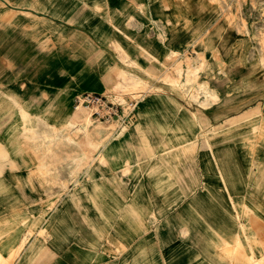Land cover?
I'll return each instance as SVG.
<instances>
[{"label":"rangeland","instance_id":"obj_1","mask_svg":"<svg viewBox=\"0 0 264 264\" xmlns=\"http://www.w3.org/2000/svg\"><path fill=\"white\" fill-rule=\"evenodd\" d=\"M127 3L130 18L168 13L177 43L155 57L128 38L132 60L110 67L108 0H0V40L11 32L18 44L49 49L61 38L42 37L49 26L26 20L25 8L86 28L96 19V52L74 54L87 65L91 54L95 78L75 94L138 99L123 123L0 85V264H264V212L248 196L230 197L235 178L248 187L250 157L264 146V118L256 124L248 111L264 101V0ZM213 105L219 113L208 119L201 111ZM263 167L251 173L257 193ZM185 195L193 206L178 212ZM253 203L264 209L262 196ZM5 206L15 219L2 216Z\"/></svg>","mask_w":264,"mask_h":264},{"label":"crops","instance_id":"obj_2","mask_svg":"<svg viewBox=\"0 0 264 264\" xmlns=\"http://www.w3.org/2000/svg\"><path fill=\"white\" fill-rule=\"evenodd\" d=\"M128 0H108V56L112 61H109L110 67H115V64L122 65L120 57L129 60L130 47L132 46L127 40L128 38L135 39L132 41L135 46H138V52H144L145 55L159 57L168 49V46H171L177 43L173 41V34L171 31V26L173 20L168 13L167 14H156L155 16H145L143 18H135L128 13L122 14V11L128 9ZM117 12H121L120 16L116 18ZM25 19H39L42 23H46L49 26V29L42 28L41 36L42 37H54L56 34L52 30L58 33L62 39H67V43H60L59 40L57 43H54L53 46H50L49 49L43 48L40 45H36L31 40H26L24 44H18L16 35H12L11 32L7 36L2 37L0 40V85L16 90L18 94L22 97L23 100H40V103H46L49 106H57L65 100H70L71 104L73 98L77 95L75 94V88H80L84 84H89L92 78H95V63L91 59V54L89 55L88 65L84 62L85 58H82L81 55H74L79 52L88 51L89 53H95L96 50L93 47H96L97 40L96 36L99 34L96 28V19L88 24L89 28L85 26H78L70 24L67 18H60L54 16L50 13L41 12L38 13L34 9L25 8L23 11ZM17 17V16H16ZM35 17V18H34ZM91 17V15L89 16ZM73 19L80 20L73 16ZM85 24L86 21H83ZM11 26V25H10ZM9 26V29H13ZM15 31V29H14ZM187 33V32H185ZM165 39H161L162 37ZM173 36V37H172ZM186 36H188L186 34ZM88 38L89 44L81 43V38ZM91 41L94 44H91ZM85 46H88V50L85 49ZM93 48V49H91ZM132 60V59H130ZM140 62V59L138 60ZM115 63V64H114ZM69 89L70 92H67ZM258 100L255 99L254 103L250 105L248 111L253 119V112H255L254 118L255 122H262L264 118V108L262 106L259 109V104L264 105V101L257 103ZM68 109L63 112L56 114L57 116H65ZM259 110L260 113H256ZM201 112L206 118H214L219 112L216 109V106L213 105L210 109H203ZM242 112V111H238ZM262 118L259 119V117ZM221 118V117H220ZM253 134V124L249 123V136L250 141ZM259 146L263 149L260 150V156L256 154V160L250 157L249 164L253 165V168L249 169L248 176V187H246L243 179V184L238 182L237 178L233 180L231 185V194L230 197L234 198L238 196H248V206L254 212H264V209L257 210L254 208L255 204L253 203V198L262 196L264 198V176L262 178L263 184L260 186L262 192L257 193L256 183L261 181L257 178V175L253 177L251 173L257 172L258 170L262 171L264 166V146L262 141L257 142ZM259 159V160H258ZM254 162V163H253ZM264 169V167H263ZM258 174V173H257ZM5 184L13 186L14 180L12 179L11 173L7 174ZM190 176L186 177L185 180H190ZM242 181V180H240ZM238 182V183H237ZM248 188V190H247ZM41 196H47L44 188L41 187ZM33 193L32 195H34ZM17 192L13 187L10 192H8V197H16ZM185 199L180 202L177 206L179 208L178 212L187 213L190 210L192 205V199H189L191 195H185ZM176 207V208H177ZM2 216H9V221L15 219L16 210L9 208L7 210L6 206L1 209ZM177 212V209H175ZM227 212V210H224ZM11 244V241H10ZM15 246V242L12 243Z\"/></svg>","mask_w":264,"mask_h":264},{"label":"built area","instance_id":"obj_3","mask_svg":"<svg viewBox=\"0 0 264 264\" xmlns=\"http://www.w3.org/2000/svg\"><path fill=\"white\" fill-rule=\"evenodd\" d=\"M137 98H125L121 100L112 94L96 92H82L73 98L75 108L81 106L91 110V114L98 120H117L129 123L137 105Z\"/></svg>","mask_w":264,"mask_h":264},{"label":"bare ground","instance_id":"obj_4","mask_svg":"<svg viewBox=\"0 0 264 264\" xmlns=\"http://www.w3.org/2000/svg\"><path fill=\"white\" fill-rule=\"evenodd\" d=\"M191 68V67H190ZM126 70V69H125ZM193 71V70H192ZM123 72H124V70H123ZM189 72V71H188ZM124 74H125V72H124ZM127 74V73H126ZM193 75V74H192ZM142 78V77H141ZM141 81H142V79H141ZM204 82V81H203ZM139 84H142V82H140ZM201 85V84H200ZM205 95V94H204ZM70 113H69V115L72 113V109L69 111ZM68 115H65V116H63L64 118H66ZM58 119V118H57ZM71 123H73L74 124V126L76 127V126H78V125H76L77 123H78V121H72ZM79 124H81V123H79ZM84 126H81V128L83 127V128H86L87 126H89L90 125V122H87L86 124H83ZM79 127V126H78ZM94 127V126H93ZM96 143V142H95ZM91 144V143H90ZM93 145V144H92ZM93 148H95V147H93ZM263 233V232H262ZM264 236V235H263ZM258 237V236H257ZM259 238V237H258ZM262 238V237H261ZM240 244V243H239ZM255 244V243H254ZM241 245V244H240ZM239 245V246H240ZM238 246V245H237ZM238 246V247H239ZM242 247H243V245H242ZM263 248V247H262ZM244 249V248H243ZM257 249V248H256ZM251 250H252V248H251ZM258 251V250H257ZM246 253H244L243 255H245ZM252 254V253H251ZM248 256V255H247ZM255 256V255H254ZM253 256V257H254ZM246 257V256H245ZM249 257V256H248ZM255 258V257H254ZM245 259V258H244ZM256 261V260H255ZM263 261H264V259H263ZM250 262H251V259H250ZM256 262H258V261H256ZM254 264V263H253Z\"/></svg>","mask_w":264,"mask_h":264}]
</instances>
